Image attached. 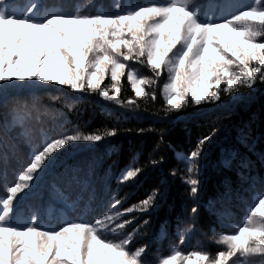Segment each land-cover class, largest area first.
I'll list each match as a JSON object with an SVG mask.
<instances>
[{"label":"snow or ice","instance_id":"obj_1","mask_svg":"<svg viewBox=\"0 0 264 264\" xmlns=\"http://www.w3.org/2000/svg\"><path fill=\"white\" fill-rule=\"evenodd\" d=\"M116 6L115 13L84 14L42 10L39 0H0V146L7 134L12 147H18L11 133L25 126L36 107L19 95L29 86L56 85L123 103L119 94L126 75L136 97L155 101L153 86L167 73L162 86L167 115L189 101L196 106L216 103L222 95L239 100L241 88L264 83V0H226L223 7L235 10L220 18L216 13L222 6L216 0L129 4L124 11L117 0ZM129 61L150 75L141 76ZM105 80L110 83L102 87ZM135 103L129 99L127 106ZM116 134L115 129L104 134L64 133L33 144L28 132L23 133L31 145L29 158L0 196V264H249L248 258L264 256V192L234 232L213 237L223 250L214 254L174 250L156 260L148 256L146 245L131 247L139 230H126L135 219L127 218L131 213L155 207L163 195L160 186L128 208L121 209L123 201L113 197L102 215L67 220L57 229L38 224L35 211L25 216L24 200L42 176L54 170L62 151L74 143H98ZM210 139L204 136L193 150L177 157L186 164L187 176L182 179L193 197L199 191V159ZM5 160L6 154L0 155V163ZM163 162L160 157L148 163L155 168ZM143 172L138 163L125 166L116 181L135 182ZM74 182L77 174L69 172L67 183Z\"/></svg>","mask_w":264,"mask_h":264},{"label":"trees","instance_id":"obj_2","mask_svg":"<svg viewBox=\"0 0 264 264\" xmlns=\"http://www.w3.org/2000/svg\"><path fill=\"white\" fill-rule=\"evenodd\" d=\"M151 2L163 0H119V10H126L129 4ZM216 3L222 6L217 10V18L235 10L223 7L226 0ZM39 5L66 13L118 11L117 0H39ZM127 63L141 76L150 75L143 66ZM165 82L167 73L153 86L156 100H146L135 96L125 75L119 94L123 103L106 101L98 93H75L56 85L25 88L19 95L36 107L25 126H18L11 133L16 137L17 148L12 147L7 134L4 136L0 155L6 154V160L0 163V196L14 183L29 158L31 145L26 142L25 131L36 144L45 137L64 133L104 134L115 129V136L98 143H74L62 151L54 170L42 176L38 187L24 200L25 216L35 211L40 217L38 224L57 229L67 220H92L102 215L113 197L123 201L121 209L128 208L160 186L163 195L153 209L136 211L127 217L135 219L126 231L139 230L131 247L146 245L153 260L174 250L183 254L197 250L214 254L223 250L224 246L214 243L213 237L234 232L244 222L257 195L264 192V83L257 82L252 89L241 88L236 94L239 100L222 95L216 103L196 106L189 101L180 111L165 115ZM109 83L105 80L102 87ZM129 99L136 103L127 106ZM204 136L211 139L199 159V191L193 197L182 179L187 176L186 164L177 157L193 150ZM160 157L164 162L155 168L148 163ZM137 163L144 168L139 178L127 184L117 183L120 171ZM172 170L176 171L175 176L169 175ZM69 172L77 174L78 182L67 183ZM193 207L198 209L195 214ZM248 259L249 264H264V256Z\"/></svg>","mask_w":264,"mask_h":264},{"label":"rangeland","instance_id":"obj_3","mask_svg":"<svg viewBox=\"0 0 264 264\" xmlns=\"http://www.w3.org/2000/svg\"><path fill=\"white\" fill-rule=\"evenodd\" d=\"M41 9L43 10V9H46V8L42 7ZM48 9H57V8H48ZM57 10H59V9H57ZM40 87H44V86L36 85V86H34V87L29 86L28 88H40Z\"/></svg>","mask_w":264,"mask_h":264}]
</instances>
